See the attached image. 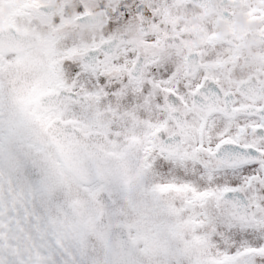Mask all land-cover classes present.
<instances>
[{
    "label": "snow or ice",
    "instance_id": "obj_1",
    "mask_svg": "<svg viewBox=\"0 0 264 264\" xmlns=\"http://www.w3.org/2000/svg\"><path fill=\"white\" fill-rule=\"evenodd\" d=\"M0 264H264V0H0Z\"/></svg>",
    "mask_w": 264,
    "mask_h": 264
}]
</instances>
